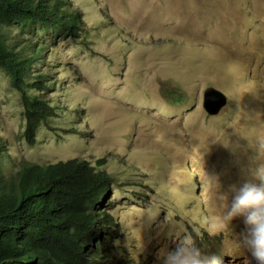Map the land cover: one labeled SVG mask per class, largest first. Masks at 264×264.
<instances>
[{"label":"rangeland","instance_id":"1","mask_svg":"<svg viewBox=\"0 0 264 264\" xmlns=\"http://www.w3.org/2000/svg\"><path fill=\"white\" fill-rule=\"evenodd\" d=\"M69 2L78 36L26 35L47 45L34 69L51 67L57 79L44 93L55 115L34 144L21 136V96L0 68V168L9 175L24 161L79 158L104 170L103 209L115 223L109 263L162 264L191 234L221 264H255L243 218L210 231L220 202L209 182L218 177L229 193L252 181L251 143L264 135V0ZM6 31L22 38L14 24ZM210 88L226 98L215 113L203 107Z\"/></svg>","mask_w":264,"mask_h":264},{"label":"trees","instance_id":"2","mask_svg":"<svg viewBox=\"0 0 264 264\" xmlns=\"http://www.w3.org/2000/svg\"><path fill=\"white\" fill-rule=\"evenodd\" d=\"M69 0H0V68L20 93L25 126L21 136L34 144L41 123L56 106L44 93L56 83L43 63L47 45L26 38L36 29L78 36L79 13ZM16 25L22 38L6 27ZM6 144L0 135V158ZM111 178L86 159L52 163L24 161L13 174L0 168V264H125L115 258V227L103 209ZM128 264L136 263L132 258Z\"/></svg>","mask_w":264,"mask_h":264},{"label":"clouds","instance_id":"3","mask_svg":"<svg viewBox=\"0 0 264 264\" xmlns=\"http://www.w3.org/2000/svg\"><path fill=\"white\" fill-rule=\"evenodd\" d=\"M251 147L254 154L249 160L248 173L252 181L230 186L229 193L220 192L218 177L209 182V186L217 188L220 202L210 231L215 233L226 229L233 219L243 218L245 232L241 234L242 245L249 250L255 264H264V135H257ZM171 216L169 212V218ZM197 235L203 236L199 230ZM162 264H221V260L217 256L204 255L192 235L187 234L174 252L163 257Z\"/></svg>","mask_w":264,"mask_h":264},{"label":"water","instance_id":"4","mask_svg":"<svg viewBox=\"0 0 264 264\" xmlns=\"http://www.w3.org/2000/svg\"><path fill=\"white\" fill-rule=\"evenodd\" d=\"M225 95L214 88H210L204 93L203 107L209 113H215L225 103Z\"/></svg>","mask_w":264,"mask_h":264}]
</instances>
